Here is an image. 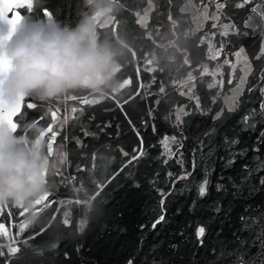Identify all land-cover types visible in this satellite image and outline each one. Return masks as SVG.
Masks as SVG:
<instances>
[{
  "label": "trees",
  "instance_id": "1",
  "mask_svg": "<svg viewBox=\"0 0 264 264\" xmlns=\"http://www.w3.org/2000/svg\"><path fill=\"white\" fill-rule=\"evenodd\" d=\"M31 1L25 22L74 27L93 11L86 0ZM198 1L216 25L195 29L185 0H106L116 11L97 35L116 54L112 80L51 108H22L14 133L40 129L36 143L49 155L54 139L63 163L52 155L42 203L0 205V264H264V0ZM240 49L249 70L229 111L223 98L236 82L227 64ZM219 67L217 83L202 73ZM52 108L72 116L58 123ZM89 220L81 234L78 221Z\"/></svg>",
  "mask_w": 264,
  "mask_h": 264
},
{
  "label": "clouds",
  "instance_id": "2",
  "mask_svg": "<svg viewBox=\"0 0 264 264\" xmlns=\"http://www.w3.org/2000/svg\"><path fill=\"white\" fill-rule=\"evenodd\" d=\"M86 3L93 11L74 27L49 19L24 22L20 16L10 25L0 8V21L7 26L0 34V104L10 107L29 97L47 102L85 86L100 90L110 80L116 54L99 40L96 18L116 9L106 0ZM26 131L16 135L0 123V205L31 209L48 191L52 158L44 143H36L41 130L28 126ZM89 222L78 221L81 234Z\"/></svg>",
  "mask_w": 264,
  "mask_h": 264
},
{
  "label": "rangeland",
  "instance_id": "3",
  "mask_svg": "<svg viewBox=\"0 0 264 264\" xmlns=\"http://www.w3.org/2000/svg\"><path fill=\"white\" fill-rule=\"evenodd\" d=\"M201 6H200V5ZM182 12L187 14V17H189L191 19V23L194 25L195 29H201L202 26L208 21V20H212V25H216L217 24V17L215 16L214 12H209V7L207 4H201L200 1L196 2V0H185L184 6L182 7ZM101 17H104V14H101L100 16H98L96 18L97 22L100 21ZM146 16H139V22H144L146 21ZM187 19H183L182 21L186 22ZM109 19L106 18L105 19V23H108ZM227 31H229V27L228 26H222V32L223 34H226ZM218 52L215 51L213 49V47L209 48V57L210 59H213L216 57V54ZM245 56L243 55V53H241V55L238 57L234 56V60L231 64H227L230 66V81H235V87L233 88V90L231 91V93L229 95H227L224 99V106L227 110H229L230 108L234 109L236 102H237V98L240 96L241 94V84L246 76L245 71L249 70V64L246 58H244ZM239 69V71L241 72V74L239 75L240 77L237 79L235 78V71ZM117 72V66L113 65L112 70H111V78L110 80L107 81V83H109L112 80V76H114V74ZM221 68L219 67L218 69H214V70H209L208 68H203L202 69V73H207L212 75L214 83H217L220 80V76H221ZM87 87V86H85ZM66 100L68 101V99L66 98ZM55 117H53V119H55V121L59 122H64L66 121V118L68 119V117L72 116V111L71 112H64L62 114H60L56 108H52L50 110ZM69 111V110H68ZM44 138V135L41 137L40 141ZM54 139H51L49 143H53ZM53 156L54 159H56V167L58 168L59 166H61V164L63 163V152L62 149L58 146H55L53 143ZM44 197H41L39 200L35 201V204L33 206H36L37 203H42L44 201ZM1 233L4 236L8 235V232L6 231V229L4 227L1 228Z\"/></svg>",
  "mask_w": 264,
  "mask_h": 264
},
{
  "label": "snow or ice",
  "instance_id": "4",
  "mask_svg": "<svg viewBox=\"0 0 264 264\" xmlns=\"http://www.w3.org/2000/svg\"><path fill=\"white\" fill-rule=\"evenodd\" d=\"M248 0H245V3H247ZM222 6V5H221ZM31 8V0H0V8L3 9V13L2 15H8V13L10 11H12V9L14 8ZM238 7H243V4L241 5H238ZM48 13L45 12V15H47ZM2 15H0V18H2ZM19 18V15L17 12H13L12 13V18L8 20V23L10 25H13L16 20ZM139 22V21H138ZM262 51H264V49H262ZM243 52V49H240L239 51H237L235 54L236 56H240L241 53ZM225 63H229V61H225ZM4 73L0 72V79H2ZM130 83V80H126V82L123 84L124 85H127ZM22 102H25V98H21L20 99V102L15 104V105H12L10 107H5L4 105L0 104V123H7L10 130L11 131H15L18 127V122L17 123H13L11 117L15 114H24L23 112V109H22ZM84 103H88V101H84ZM197 103H199V101H197ZM25 106L27 108H31V107H34V103H25ZM233 110L232 108L229 109V111ZM73 111H76V109H73ZM221 115H222V112H218L216 114V117L215 118H221ZM54 143V141H53ZM53 143H48L49 145V155L50 157H52L53 155ZM125 156H128L129 154L127 152L124 153ZM143 152L142 150H138V155L137 156H133L132 157V160H135V159H138V156L139 155H142ZM231 162V161H230ZM166 163V161H165ZM188 176V173L186 172L185 173V177ZM207 184V181L204 182V185ZM219 190V189H218ZM199 193L201 196H204L206 194V187L205 186H201L200 189H199ZM162 196H164L165 194L164 193H161ZM46 199V196L45 198ZM164 199H161V204L163 205L164 204ZM41 203V202H40ZM40 203H37V204H40ZM76 203H78V201H76ZM217 211H219V209H217ZM165 219V215H159L158 219H156L153 223V229H155L156 225L163 222ZM29 224V222H27ZM65 224H68L69 222L67 220L64 221ZM0 227H2V225H0ZM45 229L41 228V232H43ZM204 226L201 225V226H198L197 227V233H196V239L197 241L199 242V244L202 246L203 245V232H204ZM40 233H36V235H39ZM11 251L14 253L17 251L16 248H13L11 249ZM2 254V253H0ZM129 264H132V262L130 261Z\"/></svg>",
  "mask_w": 264,
  "mask_h": 264
},
{
  "label": "water",
  "instance_id": "5",
  "mask_svg": "<svg viewBox=\"0 0 264 264\" xmlns=\"http://www.w3.org/2000/svg\"><path fill=\"white\" fill-rule=\"evenodd\" d=\"M31 7H32V1H31ZM23 9H29V8H26V7H24V8H14V9H12V11H10L9 13H8V19H11L12 18V13L13 12H17L18 13V15L22 18V20L25 22V18L22 16V14L20 13V11L21 10H23ZM6 31H7V26L5 25V23L4 22H2V21H0V34H4V33H6ZM34 103V107H31V108H27L26 106H25V103L27 104V103ZM53 107V106H51V104H49L48 102H39V101H37V100H35V99H33V98H31V97H29V98H25V102H22V108L23 107H26L27 109H29V110H32V109H35L36 107ZM19 114H15V115H13L12 117H11V119H12V121H13V123H16L15 122V120L14 119H16V117L18 116ZM17 130V129H16ZM16 130L14 131V132H16Z\"/></svg>",
  "mask_w": 264,
  "mask_h": 264
}]
</instances>
